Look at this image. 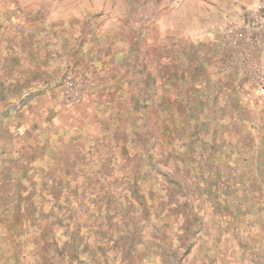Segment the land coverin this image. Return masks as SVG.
Masks as SVG:
<instances>
[{"label":"rangeland","instance_id":"rangeland-1","mask_svg":"<svg viewBox=\"0 0 264 264\" xmlns=\"http://www.w3.org/2000/svg\"><path fill=\"white\" fill-rule=\"evenodd\" d=\"M259 0H0V264H264Z\"/></svg>","mask_w":264,"mask_h":264},{"label":"built area","instance_id":"built-area-1","mask_svg":"<svg viewBox=\"0 0 264 264\" xmlns=\"http://www.w3.org/2000/svg\"><path fill=\"white\" fill-rule=\"evenodd\" d=\"M245 32L251 44L264 41V0H259L245 14Z\"/></svg>","mask_w":264,"mask_h":264}]
</instances>
